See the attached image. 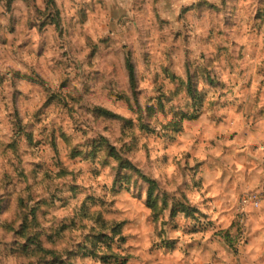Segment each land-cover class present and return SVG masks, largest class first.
Instances as JSON below:
<instances>
[{
  "label": "clouds",
  "instance_id": "clouds-1",
  "mask_svg": "<svg viewBox=\"0 0 264 264\" xmlns=\"http://www.w3.org/2000/svg\"><path fill=\"white\" fill-rule=\"evenodd\" d=\"M0 264H264V0H0Z\"/></svg>",
  "mask_w": 264,
  "mask_h": 264
}]
</instances>
